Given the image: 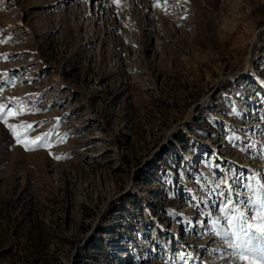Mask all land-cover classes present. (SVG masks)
<instances>
[{
    "label": "rangeland",
    "instance_id": "rangeland-1",
    "mask_svg": "<svg viewBox=\"0 0 264 264\" xmlns=\"http://www.w3.org/2000/svg\"><path fill=\"white\" fill-rule=\"evenodd\" d=\"M12 98L52 146L0 121V264H232L213 231L221 179L255 199L264 170V0H0Z\"/></svg>",
    "mask_w": 264,
    "mask_h": 264
},
{
    "label": "snow or ice",
    "instance_id": "snow-or-ice-1",
    "mask_svg": "<svg viewBox=\"0 0 264 264\" xmlns=\"http://www.w3.org/2000/svg\"><path fill=\"white\" fill-rule=\"evenodd\" d=\"M116 2V0H114ZM159 6V5H157ZM10 103L14 104V107H9L8 103L0 102V121L7 127L11 135L15 139L17 145H22L26 151H34L38 148H51L52 146V132L38 135L36 137H30V132L33 131V127L28 122H21L18 124L10 123V118H15L20 115H25L33 112L41 111L40 109L32 107L25 108L23 105L25 101L23 98H12ZM59 124V118H57V127ZM66 135L57 134L56 143L65 142ZM239 140V136L229 138ZM251 147V146H248ZM247 151L248 148L242 149ZM264 157V152L260 153ZM56 159L65 158L64 156H55ZM217 167H219L217 165ZM240 177L237 182H243L244 173H233V178ZM264 179V170L261 173H254L247 177L249 181L243 186L245 188H252V181H257L256 191L258 195L255 199L251 196H244L243 199L236 200L233 196V185L227 183V178H222L220 183L227 185V194L220 192L219 196L223 199L220 204V212L223 217L224 227H221L218 231H213V235L218 236L226 245L227 249H230L229 258L232 264H264V183L259 182ZM237 196L240 193H236ZM251 213V214H250ZM214 224L220 225L221 219L217 217ZM179 255L181 261L187 259V254Z\"/></svg>",
    "mask_w": 264,
    "mask_h": 264
}]
</instances>
